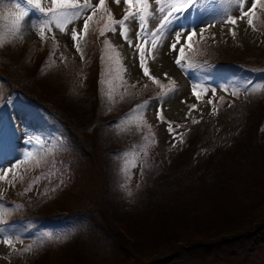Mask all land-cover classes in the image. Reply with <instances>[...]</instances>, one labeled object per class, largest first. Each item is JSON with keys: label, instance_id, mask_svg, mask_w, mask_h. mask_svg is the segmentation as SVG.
Listing matches in <instances>:
<instances>
[{"label": "rangeland", "instance_id": "374dc122", "mask_svg": "<svg viewBox=\"0 0 264 264\" xmlns=\"http://www.w3.org/2000/svg\"><path fill=\"white\" fill-rule=\"evenodd\" d=\"M38 2L44 9L58 8L53 0ZM171 2L149 0L145 14L149 43L141 48L157 84L143 75L136 51L119 29L112 33L106 28L124 15L123 0L119 5L106 0L97 8L87 34L81 31L82 19L61 29L39 12L21 21L17 30L20 9L15 5L28 6L24 0H0V176L3 169H12L0 179V264H264V229L252 224L255 234L247 239L224 238L226 226L234 222L214 208L217 191L203 204L202 189L192 186L197 166L210 183L220 177L206 163L210 152L205 147L227 152L231 145L221 141L225 132L242 141L251 132L247 121L264 125V88L251 91L264 85V8L257 5L232 25L225 21L240 15L237 0H199L198 9H189L175 25L198 27L192 46L184 45L181 67L175 63L177 53L169 50L177 17L164 21ZM142 7L133 0L127 10ZM250 7L247 0L244 11ZM90 14L82 11V16ZM214 21L201 35L205 23ZM73 28L81 33L79 51L71 39ZM129 35L135 41L134 31ZM152 40L159 45L154 53ZM210 48L218 51L216 57ZM174 86L177 91L163 95ZM146 99L151 102L138 109ZM193 104L197 110L185 119ZM161 120L170 121L175 131L170 134ZM251 135L253 144L242 147L248 166L264 137L259 130ZM24 151H31L32 158L25 160ZM221 159L216 158L215 169L223 177ZM237 171L230 181L243 185L246 196L228 211L233 220H257L261 215L252 213L262 204L252 188L264 177V168L256 174L249 168ZM29 186L32 190L25 191ZM190 189L201 202L197 211H190L197 218L168 214L166 204L156 212L155 204L165 200L162 194L178 204ZM4 237L12 238L13 245H6ZM29 245L35 247L23 251Z\"/></svg>", "mask_w": 264, "mask_h": 264}, {"label": "snow or ice", "instance_id": "6c2138e0", "mask_svg": "<svg viewBox=\"0 0 264 264\" xmlns=\"http://www.w3.org/2000/svg\"><path fill=\"white\" fill-rule=\"evenodd\" d=\"M137 3H143V7L138 9L137 11H133L131 13L128 12L127 6H131L133 4V0H123V3L125 4V12L122 17L119 19H115L114 23L112 25H106V28L108 31L112 33H116L119 29V34L121 38L125 41V43L128 44L129 47L134 48L136 51L137 58L140 60V68L144 76L150 77L151 80H153L155 83L159 84L160 81L157 77L151 76L150 69L145 65L144 62V49L141 48V43L147 45L149 41L145 39V35L147 33V25L145 24V14L147 12V9L149 7V0H136ZM53 3L58 6V8H48L44 9L39 7L38 0H24V4L28 7L22 8L19 3H17L15 6L16 8L20 9L19 15L17 17V30H19L20 22L24 21L26 17L32 16L35 17L36 13L39 12L40 14H43L44 16H51V19L56 21V26L58 28L63 29L65 25L71 24L75 20H81L83 21V27L82 32L84 34H87L89 31V21L92 19V16L96 14L97 8H103L106 0H97L96 4H93L90 2V0H84L83 4H79L75 2V0H53ZM113 3L116 5H119L121 3V0H113ZM156 3L159 4L160 0H156ZM237 3L240 6V15L237 16H230L225 21L227 23H231L232 25H236L238 20H242L245 17L249 16V13H254L257 5H260L261 8H264V2L262 0H251V7L248 8L247 11H244V7L247 3V0H237ZM199 0H172L170 3L171 11L164 17L165 24L171 19V16L173 14L176 15L177 19L172 21L173 27H172V33H173V41L169 44V50L177 53V58L175 59V63L177 66L183 67L180 57L184 56L185 49L184 45L186 44L189 48L192 46L191 41L194 37L197 36L196 29L198 28L195 25H185L180 28H175L176 23L179 19H181L185 13L189 11V9L197 8L198 9ZM68 9H74L75 11H68ZM87 10L90 12V15H83L82 11ZM163 10V9H162ZM112 17H110L111 19ZM30 23V20H29ZM49 21L44 20L43 24L48 25ZM165 24H161L159 27L163 28ZM247 24L249 26L253 25V20L251 18L247 19ZM132 25H135V28L133 29ZM215 21L209 25L205 23V28L201 29L200 34H203V31L209 27L214 26ZM127 26V27H125ZM134 31L135 33V41H133L130 37V33ZM233 35H235L234 30H230ZM80 32H77L74 28L72 30L71 39L73 41V46L76 48L77 51H79V45L76 44L77 39L80 37ZM103 34V33H102ZM155 34V30L153 32ZM43 35V32H41V36ZM107 43V42H106ZM152 52H155V49L159 47L156 40H152ZM83 58V57H82ZM165 78H167L168 74L164 73ZM173 84L175 82L173 81ZM258 88H264V85H257L255 87L251 88V91H256ZM247 90V89H246ZM177 91V88L174 86L173 88L168 89V92L163 93L164 96L169 95L170 93H174ZM193 95L199 99L200 93L196 90V87L193 86ZM239 93V89L233 90V95H237ZM154 99H157L158 101L161 100V97H155ZM223 99V98H221ZM151 102L150 99L144 100L142 103L137 105L136 107L138 109H144L146 106ZM181 103H187V101H181ZM209 103H212V100H209ZM198 105L193 104L189 108V112L186 114L185 119H187L188 115H191L192 111L197 110ZM135 110V109H134ZM215 111V108L213 109ZM157 112V119L160 120L162 112H163V105L162 103L158 104V107L156 109ZM162 123H167L169 125V132L170 134L174 132L175 130L171 128V122L166 120H161ZM194 123H198V121H194ZM179 127V126H178ZM173 140L175 141V136H173ZM22 157L27 160L29 158H32L33 153L31 151H24L21 153ZM22 162V161H21ZM4 175L0 176V179H5L7 176V173L12 171V169L5 168L3 169ZM39 178H37V181H34L35 183H38ZM62 184V181H61ZM32 186H29V188L25 189V191H31ZM55 190V189H53ZM46 194V193H42ZM131 195V193H129ZM3 197H0V200H2ZM19 207V205H17ZM51 235V234H46ZM17 239H20L17 237ZM4 243L8 246L13 245V239L9 237H4ZM35 245H29L26 247L23 251L27 252L30 251Z\"/></svg>", "mask_w": 264, "mask_h": 264}, {"label": "trees", "instance_id": "16d2710c", "mask_svg": "<svg viewBox=\"0 0 264 264\" xmlns=\"http://www.w3.org/2000/svg\"><path fill=\"white\" fill-rule=\"evenodd\" d=\"M209 51L213 55L218 54V51H214L211 48L209 49ZM215 57H216V55H215ZM125 97L127 98L128 95ZM246 123H248L249 126L251 127L250 129H248L251 132L247 133L245 138L241 139L242 141H238L239 138H236L233 136L229 137L226 132L223 135V137L221 138V141H225L231 145V148L227 152L221 153L215 148L214 149H211V148L207 149L205 147V149H203L205 151L210 152L208 154V161L206 163L209 166H212L214 168V171H212L213 173H219L220 177L218 178L217 181L210 183L208 181L210 176L208 177L205 173H203L204 171L202 170V167L199 168V166H197V167H194V169H192V174L194 175V182H195V184L193 183L192 186L196 185L197 187L202 189V191L199 193L200 195H202L201 196L202 203L205 204L207 202V198L209 196H211L214 192L217 191L214 194V199H213L215 201V204H213L214 208H216L217 210H220L221 214L232 219L230 221L234 222L233 226H231V227L226 226L227 227V234L224 236V238L232 236L231 238H227L228 240L236 239V236L246 237V239H247V236H251L252 234H255V233H251V227L255 226V225H259L258 226L259 228L264 229V215H263V213H264V211H263V209H264L263 208L264 207V201H263L264 200V177H262L259 181H257V183H255L254 187L252 188L253 193L257 196H260L258 201H259V204H262L260 210H259V206H260L259 205L253 211L252 215H254V214L255 215H261V217L258 216L257 220H246V221H244L243 218H239L238 216H236L233 220V217L231 216V214L228 211L229 206H232L236 203L235 200L239 201L240 198H245V196H246V194H243V185L240 184L237 187L235 185L236 183L235 184L233 183L234 182V176L233 175H235V171L239 170V172H240V169H242V168H246V169L249 168V170L251 172L254 171V173L256 174L258 172L257 170L264 168V137L259 142L260 148L258 150L256 148L257 152L254 155V157L252 158L251 164L248 166L245 163V161L243 160L244 151H242V147L244 146L245 148H247V146L251 142V138L253 137V135H251V133L254 130H259L262 133V135L264 134V125L262 126L261 124H258L259 122H255L254 119L249 120ZM242 128H243V126H242ZM242 134H243V129H242ZM242 134H241V137H242ZM250 144H253V143H250ZM203 150L200 149V151H203ZM200 151L198 150L196 152L197 155L194 157V162L198 161L199 157L198 158H196V157L198 156ZM215 151H216V153H215ZM221 156H222L221 162H224L223 167H225V170L223 171L225 174L223 175V177H221L222 176L221 171L218 172L215 169V167L218 163L216 158L221 157ZM255 165H257L258 169L252 170L250 167H253ZM212 172L210 174H212ZM255 178H257V177H255ZM230 180H232L233 182ZM149 188H151V187H148V188L143 187L141 190L146 191ZM232 188H233V190H232ZM240 188H242V190ZM219 191H223V193L220 194ZM171 192H173V191H171ZM196 193L197 192H194L193 189H190V194L186 195L185 202H181V203L176 204L177 199L171 195H168V193L165 192L164 194H162V197L165 200L163 202H160L159 206H158V203L155 204L156 208H157L156 212H159L160 210L163 211V207L166 204L168 214L171 213L175 217L178 214L179 217L182 216L184 218L185 217L197 218V216H195L196 212L192 213L191 217L189 216L190 211H192V209L197 211V209L200 207L201 202L199 200V197L196 196ZM224 207H226V209L223 212L222 209H224ZM176 212H177V214H176ZM134 215H136V214H134ZM262 215H263V217H262ZM252 224H255V225H252ZM228 240H226L225 243H229ZM225 243H224V245H225ZM263 243H264V241H262L260 243V245ZM260 245H259V247H260ZM261 254H262V256H264V251ZM227 258H229V257H227ZM221 259H223V257ZM153 261H155V260H151V263H149V264L154 263Z\"/></svg>", "mask_w": 264, "mask_h": 264}]
</instances>
